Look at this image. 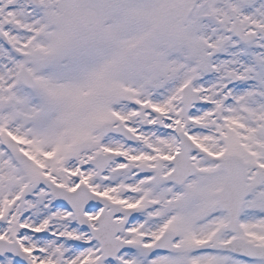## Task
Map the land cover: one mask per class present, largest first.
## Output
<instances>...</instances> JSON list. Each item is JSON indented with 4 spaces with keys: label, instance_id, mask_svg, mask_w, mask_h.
Wrapping results in <instances>:
<instances>
[{
    "label": "snow or ice",
    "instance_id": "6c2138e0",
    "mask_svg": "<svg viewBox=\"0 0 264 264\" xmlns=\"http://www.w3.org/2000/svg\"><path fill=\"white\" fill-rule=\"evenodd\" d=\"M0 264H264V0H0Z\"/></svg>",
    "mask_w": 264,
    "mask_h": 264
}]
</instances>
